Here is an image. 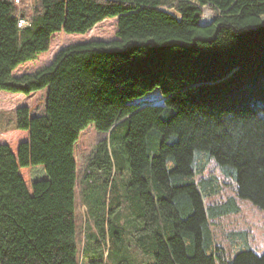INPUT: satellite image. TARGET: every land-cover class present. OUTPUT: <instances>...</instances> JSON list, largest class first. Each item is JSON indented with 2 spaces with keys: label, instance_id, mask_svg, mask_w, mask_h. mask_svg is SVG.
Wrapping results in <instances>:
<instances>
[{
  "label": "trees",
  "instance_id": "1",
  "mask_svg": "<svg viewBox=\"0 0 264 264\" xmlns=\"http://www.w3.org/2000/svg\"><path fill=\"white\" fill-rule=\"evenodd\" d=\"M110 17L116 38L13 73ZM45 87V114L16 108L0 139V264H81L74 154L91 123L109 136L81 190L89 264H264L249 229L213 227L242 199L264 209V0H0V92Z\"/></svg>",
  "mask_w": 264,
  "mask_h": 264
},
{
  "label": "rangeland",
  "instance_id": "2",
  "mask_svg": "<svg viewBox=\"0 0 264 264\" xmlns=\"http://www.w3.org/2000/svg\"><path fill=\"white\" fill-rule=\"evenodd\" d=\"M214 12L206 8L205 14L202 17L203 22H209L212 19ZM118 17H110L103 19L97 23L91 30L85 33H67L60 31L54 33L51 39L49 49L40 53L35 59L27 61L19 65L13 73L21 76L25 73H35L37 70L49 65L56 57V55L69 45L92 41V40H112L117 37L118 31ZM0 93V139L13 143L11 141L12 128L16 123V108L20 106H29L33 115H42L46 112V102L48 87L38 90L29 95L24 93H14L5 91ZM164 101V97L158 91H154L140 99L135 100L136 103L142 105L146 104H160ZM9 129V130H8ZM94 123L89 124L84 130H81L78 140L75 145V157L77 161V228H78V244L80 252L85 246L86 231L88 224V212L85 204L82 203V188L84 186V174L88 168V163L97 150L98 141L102 138L108 137L109 133H103L96 130ZM217 170V169H216ZM230 190V189H227ZM241 211L236 214H230L215 221L213 227L215 235L219 241L224 240V232L232 228L249 229L252 245L258 252L264 251V209L259 208L255 203L248 199L240 201ZM89 243V242H88ZM107 249L105 254H107ZM115 252L112 255V260L109 264H120L121 258ZM82 252L79 255L81 258ZM152 260V258H151ZM81 261V259H80ZM128 264V263H122Z\"/></svg>",
  "mask_w": 264,
  "mask_h": 264
},
{
  "label": "crops",
  "instance_id": "3",
  "mask_svg": "<svg viewBox=\"0 0 264 264\" xmlns=\"http://www.w3.org/2000/svg\"><path fill=\"white\" fill-rule=\"evenodd\" d=\"M0 93H6L5 91H1ZM1 95V94H0ZM87 251V248H82V255H81V264H89L90 263V260L87 259L86 257V252ZM80 252V254H81Z\"/></svg>",
  "mask_w": 264,
  "mask_h": 264
},
{
  "label": "built area",
  "instance_id": "4",
  "mask_svg": "<svg viewBox=\"0 0 264 264\" xmlns=\"http://www.w3.org/2000/svg\"><path fill=\"white\" fill-rule=\"evenodd\" d=\"M16 1H18V0H16ZM27 22H28V18H20L18 24H19V26L23 27V26L28 24Z\"/></svg>",
  "mask_w": 264,
  "mask_h": 264
},
{
  "label": "water",
  "instance_id": "5",
  "mask_svg": "<svg viewBox=\"0 0 264 264\" xmlns=\"http://www.w3.org/2000/svg\"><path fill=\"white\" fill-rule=\"evenodd\" d=\"M202 22H203V21H202ZM209 22H210V21H209ZM209 22H206V23H205V22H203V23H204V24H207V23H209ZM143 106H145V105H142V106H140V107H143Z\"/></svg>",
  "mask_w": 264,
  "mask_h": 264
}]
</instances>
